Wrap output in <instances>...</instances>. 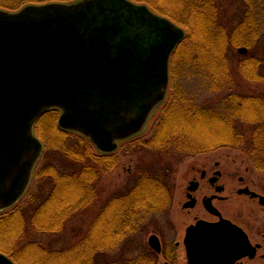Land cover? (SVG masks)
Wrapping results in <instances>:
<instances>
[{"label":"trees","instance_id":"1","mask_svg":"<svg viewBox=\"0 0 264 264\" xmlns=\"http://www.w3.org/2000/svg\"><path fill=\"white\" fill-rule=\"evenodd\" d=\"M76 1L79 0H0V10L15 12L28 5ZM134 1L154 7L187 33L171 58V86L158 125L143 141L135 140L136 144L175 157L212 152L225 145H245L252 150L264 141V94L257 97L230 92L236 83L232 51L243 47L252 50L260 41L264 29L263 0H243V8L254 12L244 14L231 27L223 22L221 0ZM236 71L247 81L263 82L264 58L246 54ZM182 76L186 83L200 78L201 83L205 80L207 91L226 93L209 109L193 102L192 92L181 84ZM57 118L58 110L47 112L39 120L36 134L43 141L44 153L53 149L72 160L76 169L66 173L54 165L38 167L25 197L32 201V187L44 178L51 179L50 193L30 213L29 222L23 206L0 214V252L17 264H101L102 257L127 255L147 234L154 213L172 204V185L166 174L160 173V162L152 164L149 172L140 168L134 171L129 188L108 201L103 209L105 216L95 217L80 244L51 251L38 241L28 240L30 230L60 233L71 214L91 206L98 194L96 171L111 165L108 157L96 156L94 145L86 137L77 134L71 141L73 134L59 129ZM155 256L146 247L137 256L112 258L104 264H156Z\"/></svg>","mask_w":264,"mask_h":264},{"label":"water","instance_id":"2","mask_svg":"<svg viewBox=\"0 0 264 264\" xmlns=\"http://www.w3.org/2000/svg\"><path fill=\"white\" fill-rule=\"evenodd\" d=\"M183 27L134 0H79L0 10V212L28 191L44 145L35 125L61 111V130L100 151L141 134L165 101ZM240 52L246 49H240ZM205 230L185 241L189 264H205ZM149 246L161 253L157 236ZM0 264H16L0 252Z\"/></svg>","mask_w":264,"mask_h":264},{"label":"flooded vegetation","instance_id":"3","mask_svg":"<svg viewBox=\"0 0 264 264\" xmlns=\"http://www.w3.org/2000/svg\"><path fill=\"white\" fill-rule=\"evenodd\" d=\"M253 12L246 9L242 11L243 14ZM230 92L234 91L230 90ZM196 96L194 93L191 94L193 102L198 101L202 104ZM254 96L259 97L261 94L257 92ZM163 107L164 104L159 109ZM139 136L135 139L141 138L142 135ZM132 139L119 141L118 149L111 153H104L95 146L97 151L95 154L116 159L120 144ZM231 148L235 147L225 145L220 149L231 150ZM235 150H239L243 157L232 158L225 166L217 163L214 169L205 167L193 168L189 171L192 176L181 194L183 198L180 202L181 214L185 216L191 215L192 212L197 213L181 225L177 223L174 215V203L177 198L174 178L176 170L161 169L160 173L166 174L172 185L169 193L172 204L155 212L151 217L152 224L166 215V226H160L159 230L152 232L150 236L155 235L160 240L162 251L158 256L164 257L165 264H189L185 241L189 230L200 223L206 233L205 264H264V141L255 144L252 150H248L245 145ZM130 173L128 172L126 181H129ZM100 197L97 194L96 199ZM115 198L116 195L109 201ZM107 203L99 208L96 218L105 216L103 209ZM169 239L175 241L174 244L165 246L163 241Z\"/></svg>","mask_w":264,"mask_h":264},{"label":"rangeland","instance_id":"4","mask_svg":"<svg viewBox=\"0 0 264 264\" xmlns=\"http://www.w3.org/2000/svg\"><path fill=\"white\" fill-rule=\"evenodd\" d=\"M222 4L224 5V12L223 15V22L228 24L230 27L233 25H237L238 22L241 20L242 16L244 15L242 13L244 6L243 0H221ZM264 4V0H263ZM154 10H156L153 7ZM157 11V10H156ZM264 13V9L262 10ZM228 26V27H229ZM264 26V21H263ZM264 28V27H263ZM255 54L259 57L264 58V29L261 36L260 41L254 46V49L248 51V55ZM231 67L233 69V72L236 77V83L234 86V92H239L242 94H254L259 93L264 94V81L263 82H251L247 81L243 78H241L237 74V65L238 63L244 59V55L240 54L238 52V49H234L232 51V57H231ZM181 84L182 86H186L189 88V90L194 93L196 98H198L199 101H201L202 104L208 105V106H214L217 105L221 98L222 93L221 92H208V87L203 80V83H201L200 78H193L192 82L186 83L185 77H181ZM205 87H204V86ZM165 106V105H164ZM163 108L159 109L154 115L152 120L150 121L149 125L146 127V132L141 136V141H143V138L147 137L149 133L158 125V120L161 118L163 114ZM60 115V111H58V118ZM58 118H57V125H58ZM39 122V121H38ZM38 122L35 125V131H37ZM44 129V127H43ZM73 137L71 139L75 140L76 136H78L76 133H72ZM135 139V140H137ZM135 140H130L127 142H124L120 144L119 150L116 152V159H110L109 163L110 168H98L96 171L97 175V181L95 183V188L99 194L100 199H96L91 206L88 208H81L74 214H71V216L68 217V221L64 227V230L60 233L54 232V233H45V234H39L33 230L29 231V238L28 240L38 241L40 242L44 247L50 249L51 251H58L70 246H73L75 244H80V242L85 238V235L88 233L89 226L95 219L97 212L99 211V208L105 204V202H108L110 198H112L114 195H117L121 191H124L129 188V185L132 182V175L134 171H136L138 168L143 169L147 172L149 170H152V164L159 163L160 169H167L168 167L175 169V189H176V195L177 198L175 199L174 203V215L177 223L180 225L190 220L193 215L197 212H192L191 215H183L181 214V207L180 202L183 200L181 198V194L185 189V186H187L188 181L191 179L192 174H190L189 171H191L193 168H215L216 164H222L227 165L231 162L232 158L240 159L243 156L240 154L239 150H235L231 148L228 150H221L220 148L216 151H213L208 154H200L198 156L190 155V156H167L163 154H159L155 151H150L149 149H146L141 145H137ZM95 150V149H94ZM97 151L95 150V153ZM42 158V157H41ZM40 163L38 167H47L50 165L56 166L60 171L70 173L73 170L76 169V164L64 156H62L60 153L56 152L55 150L49 149L47 152L44 153L42 160L40 159ZM100 163V162H99ZM98 164V162H97ZM96 164V165H97ZM221 168V166L219 167ZM100 170V172L98 171ZM128 172L130 173V179L129 181H126V178L128 176ZM52 188L51 179H41V181H38L35 183V185L32 187V194H33V200H29L28 198L24 197L18 204V206H23L25 213L27 214V221H30V213L36 209L38 202L44 199L49 193ZM37 198V199H36ZM39 199V200H38ZM165 218L166 215H163V217L159 218V221H156V223H152L151 226L148 229L147 234L145 237H142V241L137 242L134 245V250L127 253V255H123V253H115L112 255H108L105 257H102L99 259V263L104 264L106 262H109L114 259H121L128 257H134L140 254L143 251V248L146 249L148 246V239L152 232H156L159 230L160 226H166L165 224ZM181 228L180 226H178ZM173 233L170 237H172ZM175 241L172 239L163 241V244L166 246L168 244L173 243ZM179 258H181V255L179 254ZM155 260L157 261L156 264H165V259L163 256H155ZM114 258V259H112Z\"/></svg>","mask_w":264,"mask_h":264},{"label":"bare ground","instance_id":"5","mask_svg":"<svg viewBox=\"0 0 264 264\" xmlns=\"http://www.w3.org/2000/svg\"><path fill=\"white\" fill-rule=\"evenodd\" d=\"M145 132H146V129H144L143 132H142L141 134H138V135H135L134 137H132L133 140H135V138H136L137 136H139V135H143ZM129 139H131V138H129ZM126 140H128V139H126ZM122 141H124V140H122ZM212 152H213V151H212ZM205 153H209V152H205ZM201 154H203V153H201Z\"/></svg>","mask_w":264,"mask_h":264}]
</instances>
